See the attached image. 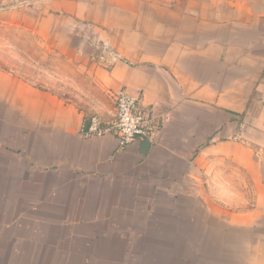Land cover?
Here are the masks:
<instances>
[{
  "label": "crops",
  "instance_id": "obj_1",
  "mask_svg": "<svg viewBox=\"0 0 264 264\" xmlns=\"http://www.w3.org/2000/svg\"><path fill=\"white\" fill-rule=\"evenodd\" d=\"M0 27V264H173L188 224L264 264V0H0ZM119 88L169 117L145 152L83 136Z\"/></svg>",
  "mask_w": 264,
  "mask_h": 264
},
{
  "label": "built area",
  "instance_id": "obj_2",
  "mask_svg": "<svg viewBox=\"0 0 264 264\" xmlns=\"http://www.w3.org/2000/svg\"><path fill=\"white\" fill-rule=\"evenodd\" d=\"M99 50L100 59L108 63H110V60H106L108 57L116 59V54L106 42L100 45ZM113 103V114L109 121L104 120L97 114L90 116L89 122L83 131L84 137H102L105 134L112 133L115 136L118 148L121 149L136 141L147 139L152 142L169 118L164 112L142 106L140 96L133 95L124 88H119L113 93ZM122 105L127 108V116L134 119L137 124L136 133L130 141L124 136L120 127L121 121L125 118Z\"/></svg>",
  "mask_w": 264,
  "mask_h": 264
},
{
  "label": "rangeland",
  "instance_id": "obj_3",
  "mask_svg": "<svg viewBox=\"0 0 264 264\" xmlns=\"http://www.w3.org/2000/svg\"><path fill=\"white\" fill-rule=\"evenodd\" d=\"M1 27H0V35H1ZM8 38V39H7ZM5 40H8L9 43H16L17 39L12 37H7ZM4 40V41H5ZM29 39H24V46L31 48L32 44L28 42ZM1 41V39H0ZM3 41V42H4ZM19 41V40H18ZM2 42V44H4ZM18 43V42H17ZM27 66V65H26ZM25 73L28 74L30 80H35L34 74H40V71L34 70L33 66L30 65ZM184 216L190 220H194L196 222V208L195 212L192 213L194 204L191 202H184ZM193 225L188 224L185 229L181 232V238L179 239V245L174 246V253H178V261H174L173 264H224V255L226 253L227 247L219 246V245H209L208 243L196 244V229L192 227ZM230 250V249H229ZM228 252V251H227Z\"/></svg>",
  "mask_w": 264,
  "mask_h": 264
},
{
  "label": "clouds",
  "instance_id": "obj_4",
  "mask_svg": "<svg viewBox=\"0 0 264 264\" xmlns=\"http://www.w3.org/2000/svg\"><path fill=\"white\" fill-rule=\"evenodd\" d=\"M122 108L125 111V118L121 121V129L124 136L130 141L136 133L137 124L134 119L127 116V108L122 105Z\"/></svg>",
  "mask_w": 264,
  "mask_h": 264
},
{
  "label": "water",
  "instance_id": "obj_5",
  "mask_svg": "<svg viewBox=\"0 0 264 264\" xmlns=\"http://www.w3.org/2000/svg\"><path fill=\"white\" fill-rule=\"evenodd\" d=\"M149 145H150V142L147 139L142 140L141 141V151L145 152L147 148L149 147Z\"/></svg>",
  "mask_w": 264,
  "mask_h": 264
}]
</instances>
